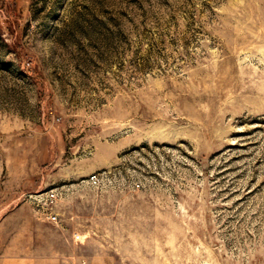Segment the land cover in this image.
<instances>
[{"label": "rangeland", "instance_id": "rangeland-1", "mask_svg": "<svg viewBox=\"0 0 264 264\" xmlns=\"http://www.w3.org/2000/svg\"><path fill=\"white\" fill-rule=\"evenodd\" d=\"M0 264H264V0H0Z\"/></svg>", "mask_w": 264, "mask_h": 264}, {"label": "built area", "instance_id": "built-area-1", "mask_svg": "<svg viewBox=\"0 0 264 264\" xmlns=\"http://www.w3.org/2000/svg\"><path fill=\"white\" fill-rule=\"evenodd\" d=\"M108 177L107 170L96 171L89 175L87 181L92 186L99 187ZM69 189L70 186L62 185L30 194V201L38 218L61 226L62 218L58 208L65 192ZM82 261L83 263L86 262L85 260Z\"/></svg>", "mask_w": 264, "mask_h": 264}, {"label": "crops", "instance_id": "crops-1", "mask_svg": "<svg viewBox=\"0 0 264 264\" xmlns=\"http://www.w3.org/2000/svg\"><path fill=\"white\" fill-rule=\"evenodd\" d=\"M37 218H38V216H37ZM38 220H40V219H38Z\"/></svg>", "mask_w": 264, "mask_h": 264}]
</instances>
